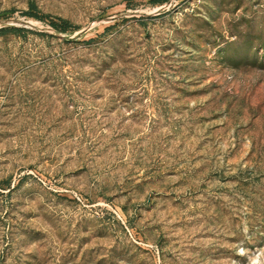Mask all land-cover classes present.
<instances>
[{
    "label": "rangeland",
    "instance_id": "374dc122",
    "mask_svg": "<svg viewBox=\"0 0 264 264\" xmlns=\"http://www.w3.org/2000/svg\"><path fill=\"white\" fill-rule=\"evenodd\" d=\"M0 28V264H264V0H0Z\"/></svg>",
    "mask_w": 264,
    "mask_h": 264
},
{
    "label": "trees",
    "instance_id": "16d2710c",
    "mask_svg": "<svg viewBox=\"0 0 264 264\" xmlns=\"http://www.w3.org/2000/svg\"><path fill=\"white\" fill-rule=\"evenodd\" d=\"M30 11L26 13L27 16L34 17V18H39L36 14H34L32 11L35 9L34 4L30 5ZM63 23V26H58L57 24H52L53 29L56 31H60L62 33L66 32L68 30L67 25L68 23L64 20H61ZM20 29L17 28H0V33L6 32V31H19Z\"/></svg>",
    "mask_w": 264,
    "mask_h": 264
}]
</instances>
